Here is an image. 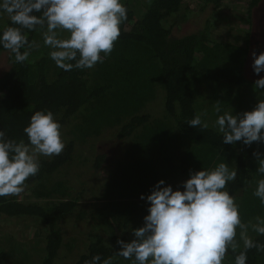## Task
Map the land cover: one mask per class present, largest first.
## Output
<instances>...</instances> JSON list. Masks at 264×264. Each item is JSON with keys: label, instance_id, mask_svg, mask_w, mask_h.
<instances>
[{"label": "trees", "instance_id": "trees-1", "mask_svg": "<svg viewBox=\"0 0 264 264\" xmlns=\"http://www.w3.org/2000/svg\"><path fill=\"white\" fill-rule=\"evenodd\" d=\"M186 1L149 0L136 19L133 1L121 0L128 18L120 25L121 34L111 54L91 69L65 71L49 53L32 58L30 52L27 61L16 63L14 54L0 44V54L5 52L8 62L0 74V130L8 138L27 143L23 129L31 115L50 110L61 124V132L70 126L73 136L59 156L39 157V172L25 182L31 186V197L39 201L0 197V218L42 220L45 245L41 264H53L58 257L62 224L78 209L86 192L56 173L77 157L75 141L84 143L111 129H118L117 138L127 144L115 153L119 159L94 198L101 204L94 205L93 214L80 212V218L89 213L92 228L86 252L73 264H85L97 254L100 264L108 257L115 260L120 248L117 240H127L133 229L143 226L150 206L146 197L159 180L173 190H183L191 171L221 162L237 171L227 190L239 205L242 221L264 218V205L253 195L255 181L264 178L257 173L254 152L264 155V142L225 144L217 129L187 123L203 110L198 107L201 83L229 88L255 84L244 74V65L250 54L254 9L261 0H203L207 6L213 5V15L196 31L177 35L174 30L180 24L172 22V17ZM4 14L0 35L5 27L14 26ZM22 31L29 42L35 39L37 30ZM159 89L165 91L164 114L152 117L146 108ZM107 157L96 154L93 169L103 168ZM251 236L264 243V236ZM224 260L235 264L231 249ZM246 264H264V252L248 250Z\"/></svg>", "mask_w": 264, "mask_h": 264}, {"label": "clouds", "instance_id": "clouds-1", "mask_svg": "<svg viewBox=\"0 0 264 264\" xmlns=\"http://www.w3.org/2000/svg\"><path fill=\"white\" fill-rule=\"evenodd\" d=\"M0 11L14 25L3 29L0 44L14 54L16 63L23 64L31 50L39 47L36 41L29 42L22 29H43L50 58L65 71L91 69L102 63L113 51L120 25L128 18L121 0H2ZM22 48L26 50L22 52ZM252 56V67L259 75L264 71V52L257 55L253 51ZM255 88L264 90V77L255 81ZM214 111L220 113L219 101ZM187 123L208 128L201 115ZM216 125L225 144L264 142V99L250 111L235 115L225 111L218 115ZM23 131L27 143L8 138L6 131L0 130V197L19 196L25 182L39 172L38 157L59 156L65 148L61 124L50 110L35 111ZM254 156L257 173L264 176V155L254 152ZM236 177V169L221 162L210 169L191 171L183 190H173L159 180L146 197L150 206L143 226L133 229L135 238L130 242L118 239L120 248L115 254L133 264H223L231 249L235 264H246L248 250L264 252V243L249 234L264 236V218L242 221L239 205L227 190ZM255 183L253 195L264 205V178ZM141 199H145L143 194ZM100 261L97 254L85 264ZM102 264H113L112 257Z\"/></svg>", "mask_w": 264, "mask_h": 264}, {"label": "rangeland", "instance_id": "rangeland-1", "mask_svg": "<svg viewBox=\"0 0 264 264\" xmlns=\"http://www.w3.org/2000/svg\"><path fill=\"white\" fill-rule=\"evenodd\" d=\"M132 1L137 19L141 9L149 0ZM213 13L214 7L212 4L207 6V3L203 0H187L186 5L181 8L179 13L172 17V22L180 24V28L175 29L174 33L180 35L191 30L196 31L204 25L206 19L209 16L211 17ZM253 15L254 23L252 26V40L250 41V54L248 61L244 65V74L247 75L249 80L255 82L260 77H264V71L257 75L252 67L254 60L253 51L257 55L264 52V0H261L259 5L255 7ZM5 18V14L0 11V27L3 26ZM42 31L43 29H39L35 33L33 41H36L39 47L31 50L32 58L40 57L51 51L43 43ZM215 31L213 29V32ZM7 63V54L3 52L0 54V74L8 66ZM198 92L200 94L198 107H203L202 112H199L198 115H201L202 121L207 123L208 126L217 130L216 119L218 115H223L225 111L234 115L250 111L255 107L259 99H264V90L256 89L255 84L250 83L241 86H231L230 88L228 86L219 87L218 85L212 87L209 84L201 83L198 86ZM164 97L165 91L159 89L156 98L148 103L146 109L152 117H161L164 114ZM217 101L221 104L220 113L214 111V105ZM117 133L118 129H111L104 131L99 136L88 138L84 143L75 141L77 143L75 149L77 157L65 167H61L59 171L57 170L56 177L68 179L73 185L86 188V192L78 209L70 214L62 224L63 243L53 264H73L87 250V235L92 228L89 213H94L95 204L97 207L101 204V201L94 198L102 192L104 183L119 159L115 153L127 144V142H122V140L117 138ZM61 134L65 145L73 139L70 133V126L64 129ZM98 153H103L108 157L106 162L102 163L103 168L96 171L93 169V165ZM31 194V186L26 185L19 196L24 200L39 201L36 197H31ZM81 211L89 212L87 217L80 218ZM44 229L42 220L37 217L2 216L0 218V261L2 264H41L45 245ZM117 233L119 234L121 231H117ZM253 233L251 232V235ZM130 235L125 240L126 242H130L135 238L132 232ZM115 260H113V264H133L131 260H126L120 256H115ZM223 264L228 263L224 260Z\"/></svg>", "mask_w": 264, "mask_h": 264}]
</instances>
